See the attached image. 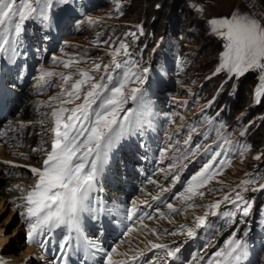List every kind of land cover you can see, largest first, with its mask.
Wrapping results in <instances>:
<instances>
[{"label":"rangeland","instance_id":"374dc122","mask_svg":"<svg viewBox=\"0 0 264 264\" xmlns=\"http://www.w3.org/2000/svg\"><path fill=\"white\" fill-rule=\"evenodd\" d=\"M56 1L53 2L56 11L53 10L51 15L61 9L57 14L60 17L67 3L59 0V8H56ZM70 4V7L80 12L72 19L74 31L66 33L58 41H52L50 36L44 41L55 43L50 50L48 67L54 69L59 78L72 73L71 78L66 82L62 77L55 85L49 86L47 93L26 98L20 112H23L24 106H31V114L13 118L16 124L23 120L27 125L30 123L28 127L33 126L40 122L41 112L42 120L53 121V108L70 109L81 103L83 95L73 103H60L68 97L65 93L71 89V85L81 78L80 71H88L95 76V79L83 86V91H86L91 83L99 80L104 65H111L114 61L123 63L127 59L135 61L140 68L147 67L152 72L153 84L145 86L144 81L143 84L135 82L129 85V88L145 86L141 101V109L145 110V114L142 118L141 114L133 115V119H140L141 135L138 138L147 147L156 146L160 139L158 133L167 125L170 134L174 135V143L162 150L168 160L160 158V164L161 167L167 165L169 174L168 177L158 176L156 193L164 198V203L155 221L150 223L155 232L148 229L146 236L157 238L158 241L153 243L167 244L169 248L181 247L185 240L192 238L188 235V229H191L198 235L188 246L191 256L189 263L194 264L207 252L211 254L212 251L226 250L228 246L225 241L234 230H239L236 238H242V233L247 231L248 235L243 241L245 248L241 254L244 263L264 264V199L261 200V206L256 207V201L261 198L263 190H254L264 184V89L261 88L260 79L264 73L259 69H251L243 74L228 69L217 72L225 59L224 53L228 51V40L226 36L213 31L214 26L209 23L214 18H231L233 13H238L257 19L264 25V0H184L181 3L177 0H73ZM89 18L94 23H89ZM50 27L55 29L57 24L52 22ZM11 28L12 25H9L4 30L9 31ZM33 28L31 24L29 30ZM105 40L108 43H104ZM121 42L125 43L126 48L121 49L117 56L110 55ZM53 57L57 60L53 61ZM70 60L73 61L70 68H65L61 63ZM95 64L101 65L98 73L94 70ZM50 97L57 99L50 100ZM154 101L162 107L154 108L151 104ZM130 102L123 105V108H135V103ZM136 106L139 109L138 104ZM41 109L43 111H39ZM161 109L164 111L159 115ZM42 129L48 136L44 139H51L50 128L45 125ZM169 132L164 131L166 138L170 136ZM127 133H130L128 129ZM15 147L20 152L25 151L23 146ZM217 153L219 155H214ZM258 155L260 158L256 159ZM43 156L44 152L37 149L28 154L27 160L16 158L13 153L10 156L6 152L0 159L41 167ZM210 161L216 170L212 179L197 190V193L203 192V196L188 193L185 188L184 197L187 199L191 196L188 199L191 204L186 202L184 211L180 213L174 214L167 210V197L175 190L174 187H182ZM171 173L178 174L179 178L185 177L184 182H173ZM20 177H23L19 179L22 183L18 181L19 175L5 176V172L0 171V231L8 241H13L11 245L8 244L10 249L5 251L8 255L2 254L7 258L12 257L9 255L11 253L22 252L29 247L24 218L19 209H15L19 199L10 202L12 199L9 196L15 192L11 187L30 181L27 184L33 185L37 177L35 174L29 179L24 175ZM245 180L252 182L243 184ZM236 192H239L243 201L251 203L248 214L241 210L238 216L231 212L228 216L212 218L218 222L209 223L212 233H205V240L201 239L200 231L197 230L218 210L209 205L218 200L221 201L220 207L230 204L231 200H238ZM226 195L230 196V200L224 199ZM204 216L206 220L201 224L197 218ZM139 238L144 237H133V241H130L142 252L147 249L148 243L145 240L139 241ZM200 239L203 244H200ZM26 251L23 256L27 254ZM15 255L22 256L20 253ZM158 261L159 264L168 262L167 258H159ZM203 264L209 263L204 261Z\"/></svg>","mask_w":264,"mask_h":264},{"label":"snow or ice","instance_id":"6c2138e0","mask_svg":"<svg viewBox=\"0 0 264 264\" xmlns=\"http://www.w3.org/2000/svg\"><path fill=\"white\" fill-rule=\"evenodd\" d=\"M63 2L67 3L68 0H63ZM52 8V0H19V3L17 0H0V30L12 25L15 35L19 37L22 25L26 20L35 17L48 22L50 20L49 11ZM89 23H94V21L89 18ZM209 23L214 26L213 31L218 32L221 36H226L228 40V51L224 53L225 59L217 68V72L228 69L237 74H243L251 69H259L261 73H264V25L257 19L238 13H233L231 18H214ZM221 29H226V31H221ZM129 34L135 35L134 33ZM8 43L6 40L0 43V52L8 51L4 47ZM104 43H108V41L105 40ZM125 48V43L121 42L110 55L117 56L121 49ZM12 51L15 50L12 49ZM52 59L53 61L57 60L56 57ZM76 62L78 63V61ZM61 63L65 68H70L73 61H61ZM93 67L98 73L101 65L95 64ZM117 69L120 71L116 72ZM148 71L147 67L140 68L135 61L127 59L123 63L114 61L111 65H104V72L100 75L99 80L91 83L86 91H83V86L95 79V76L90 75L88 71H80L81 78L77 79L71 85V89L65 93L71 99L61 100L60 103H73L75 100H80L81 95H83V102L70 109L65 107L52 109L54 138L51 143V151L46 153L42 167L30 168L37 179L27 194L22 197L25 203L18 206L25 209V212L20 214L26 215L29 221L27 237L30 241L34 239V234L39 235L45 230L50 231L53 227L65 223L66 220L74 222L76 213L83 207L84 201L95 188L96 179L107 159L108 151L118 136L124 135L127 131L125 122L130 121L133 109L129 108L125 111L123 105L127 104L129 100L136 104H140L142 101L143 90L137 87L129 88V85L135 82L143 84L146 80L144 74ZM51 75H53L52 72H42L37 87H43L47 83L45 77ZM71 75L72 73L64 75L63 79L67 82ZM260 79L261 88L264 89V75H261ZM49 99L56 100L57 97ZM121 112H124L123 116L120 115ZM24 126L22 122L19 125L21 128ZM0 135H6V133L0 132ZM259 158L258 155L256 159ZM4 163L11 162L4 161ZM14 166L21 167V165ZM170 167L172 166L170 165ZM215 170L212 161L205 163L201 170L188 180L185 191L203 196L204 193H197V190L212 179ZM172 179L173 182L178 181L179 175H173ZM251 182L245 180L242 183L250 184ZM254 190H264V184L260 185V189ZM235 195L239 201L243 202L241 210L248 214L251 203L243 201L239 192H236ZM183 196L184 193H180L176 198ZM155 199L160 198L156 197ZM187 199H191V196H188ZM224 199L230 200V196L226 195ZM231 203L233 206L239 207L237 200H231ZM220 204L221 201L218 200L210 204L209 207L219 209ZM166 206L174 212L183 210L173 208L171 203ZM136 211V207L133 205L131 214L134 215ZM145 215L147 213H142L139 219H143ZM223 215L230 214L225 211ZM148 218L151 219L150 216ZM197 219L203 224L206 216ZM151 231L154 233L155 229H151ZM237 231L239 230H234L225 241L228 246L226 250L220 249L212 254L216 259L209 260V264H221L222 261L226 262L229 257L234 261L240 260L243 252V240L236 238ZM188 235H193L191 229H188ZM247 235V231L242 233V237H247ZM82 243L88 248L97 247L95 242L87 239H84ZM149 243L152 249H165L170 257H175L181 250L180 246L169 248L167 244ZM69 244L70 239L64 242L62 249ZM238 249L240 251L236 256H233V252H237ZM116 252V247H113L111 251L105 253L107 264H136V261L140 259V257L132 256L128 261L114 260L112 256ZM120 255H126V253ZM148 264H155V262L149 261Z\"/></svg>","mask_w":264,"mask_h":264},{"label":"bare ground","instance_id":"6f19581e","mask_svg":"<svg viewBox=\"0 0 264 264\" xmlns=\"http://www.w3.org/2000/svg\"><path fill=\"white\" fill-rule=\"evenodd\" d=\"M30 107L31 106H28L27 108H26V106H24V111H25V114L24 115H28V114H31L30 113ZM39 111H43V109H41V110H39ZM22 115V114H21ZM42 116H43V114H42V112H41V114L39 115V118H42ZM19 117V116H18ZM13 118H16V117H12L11 118V123L6 127V130H5V133H6V135H2V136H0V157H2L3 156V153L4 152H6L7 154H9L10 156H11V153H13V155H14V157H16V158H21V159H24V160H27L28 159V154H30V153H34L35 151H31V150H28V149H26L25 147L26 146H28V143L30 142V140H31V138L33 137H31V138H27V142H25L26 144H23V146H25V147H23V149H25V151L24 152H20V151H18L19 150V148H16L15 146L16 145H14V143H15V141H16V136L17 135H19V137H22V136H24L25 134H26V132L31 128V127H33L34 125H38V123H36V124H34L33 126H30V127H28V125L30 124H28L27 125V123H23V120H21V121H19L18 122V124H16V122L17 121H14V119ZM21 122L25 125L23 128H21V127H19V125L21 124ZM10 142H13V144H10ZM2 159H0V171L1 172H5V176L7 175V174H13V173H18V174H22V175H24V176H26V178L27 179H29L30 178V176H33L34 174L30 171V168L31 167H38L37 165H32V163H29V164H22V163H15V162H11V163H6V164H3L2 162H4L5 160H3V161H1ZM6 160H7V158H6ZM37 161V160H36ZM10 164V165H9ZM21 165V167H16V166H14V165ZM7 166V167H6ZM40 166V165H39ZM21 168V169H20ZM21 178H23V177H19L18 178V181H19V179H21ZM25 178V177H24ZM20 183H22L23 181H19ZM31 182V181H30ZM30 182H26V183H24V184H20L18 187H16L15 185H14V187H11V189H12V191H15L14 192V194H17V195H15L14 197H12V195H14V194H12L11 196H9V197H11L10 199H12V200H9L10 202H14V201H16V199H19V203H20V194L18 193V189H20V186H24V185H27V183H30ZM17 188V189H16ZM8 190V189H7ZM16 203V202H15ZM18 206H19V204L18 205H16V207H15V209H17L18 208ZM15 211V210H14ZM3 235H5L4 233H2ZM1 234V231H0V253H5V254H7L8 255V253H6L5 251H7V250H9L10 249V243H12L13 241H8L7 240V238L6 237H4L3 235ZM181 235H183V234H181ZM178 237H180V235L178 236ZM183 237V236H182ZM135 238H137V237H135ZM130 240H132L131 238H129V239H127V241H128V243H129V246H131L132 245V243L133 242H131ZM139 241H143V240H145L147 243H148V241H151V242H153V241H158L157 240V238H154V237H150V236H146V237H144V238H139L138 239ZM8 241V242H7ZM133 241V240H132ZM5 242H7V243H5ZM5 243V244H4ZM4 244V245H3ZM8 244H10V245H8ZM4 250V252H2ZM27 250V251H26ZM27 252V254L26 255H24L23 256V254H24V252ZM33 251H34V248L32 247V248H30V247H28V248H26L24 251H22V252H14V253H11V254H9L10 256H12V257H14V258H12L13 260H10V261H0V264H35V261L34 260H27L26 262L24 261V257H26V256H31L32 254H33ZM18 254V253H20V254H22V256L20 257H18L17 255H15V254ZM14 254V255H13ZM6 256V255H5ZM16 258H20V259H16ZM33 259V258H32Z\"/></svg>","mask_w":264,"mask_h":264},{"label":"trees","instance_id":"16d2710c","mask_svg":"<svg viewBox=\"0 0 264 264\" xmlns=\"http://www.w3.org/2000/svg\"><path fill=\"white\" fill-rule=\"evenodd\" d=\"M179 3H181L182 1H184V0H177ZM249 75H251V74H249ZM245 78H247V76L245 77ZM244 78V79H245ZM262 107H263V105H262Z\"/></svg>","mask_w":264,"mask_h":264}]
</instances>
